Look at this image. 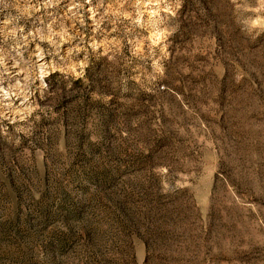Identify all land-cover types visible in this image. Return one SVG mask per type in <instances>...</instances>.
<instances>
[{
    "label": "rangeland",
    "instance_id": "1",
    "mask_svg": "<svg viewBox=\"0 0 264 264\" xmlns=\"http://www.w3.org/2000/svg\"><path fill=\"white\" fill-rule=\"evenodd\" d=\"M0 264H264V0H0Z\"/></svg>",
    "mask_w": 264,
    "mask_h": 264
}]
</instances>
